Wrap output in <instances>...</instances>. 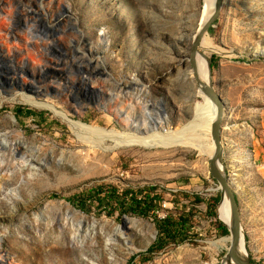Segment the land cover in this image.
Masks as SVG:
<instances>
[{
    "label": "rangeland",
    "instance_id": "374dc122",
    "mask_svg": "<svg viewBox=\"0 0 264 264\" xmlns=\"http://www.w3.org/2000/svg\"><path fill=\"white\" fill-rule=\"evenodd\" d=\"M13 1L18 5L12 6L13 30L24 31L28 24L24 36L39 35L43 39L36 44L44 43L47 50L17 57L13 52L20 46L12 43L0 53V79L12 80L19 74L27 85L32 83L23 74L31 72V66L23 67L27 60V64L39 66L34 75L41 87L51 80L54 84H47L54 90L51 95L67 97L66 107L58 102L53 105L73 115V100H90L72 119L118 132L124 128L101 104H109L116 96L123 108L133 109L134 118L138 117L129 93L110 85L115 80L122 88L136 79L147 87V99L158 103L160 112L166 111L167 126L189 121L188 108L199 101L192 97L195 84L178 80L190 65L188 38L201 0ZM0 10L5 11L3 1ZM67 12L77 20L73 25L88 42L75 33ZM209 30L213 47L224 53L208 55L212 86L226 107L223 166L238 200L248 256L253 264H264V57H252L253 50L264 48V0H223L219 17ZM99 59L102 75L95 63ZM100 80L107 83L103 89ZM2 88L0 96L9 101L0 107V138L6 141L0 145L2 264H220L226 251L213 253L208 246L226 235L215 222L221 199L218 184L208 173L207 157L172 148L90 149L51 113L12 101L16 95L34 96L15 89L4 94ZM54 97L43 95L37 100L50 103V99L56 101ZM19 107L26 115L34 112L35 117H18L15 110ZM18 141L32 151L33 161L29 153L21 158L23 152L13 151ZM95 187L105 190L92 198L85 212L70 205V198ZM110 187L118 195L155 188L161 208L154 214L158 219L168 214L186 218L189 241L168 244L148 255L146 251L157 237L150 216L122 214L114 202L117 197L111 198L110 207H96ZM142 196L137 193L138 198ZM195 196L202 202L196 203ZM217 196L211 219L207 210ZM122 198L119 203L123 206L130 201ZM124 220L139 222L126 232L129 244L113 237ZM79 221L84 226L75 234L72 224ZM111 238L113 242L108 241Z\"/></svg>",
    "mask_w": 264,
    "mask_h": 264
},
{
    "label": "bare ground",
    "instance_id": "6f19581e",
    "mask_svg": "<svg viewBox=\"0 0 264 264\" xmlns=\"http://www.w3.org/2000/svg\"><path fill=\"white\" fill-rule=\"evenodd\" d=\"M3 1L5 11L0 10V53H5L6 50L10 48L12 43L20 46V50L17 52H13L17 57H21L22 55H28L30 52L36 53L38 49H46L47 46L43 44H36V42H42V37L39 35L31 36L28 39L24 36L28 35V29H30L28 24L24 25V31L21 29L17 30V27L13 30L12 26L13 21L11 18L12 6L18 7L17 3L13 0H0ZM215 0H201L200 11L198 13L197 18L194 20L192 25L193 30L191 35L188 38V42L192 45L195 42L196 37L198 36L203 24L206 20L211 16L214 8ZM41 5V4H40ZM40 7V6H39ZM67 21L72 24L73 30L75 33L79 35L80 39L84 38L86 42L88 40L84 37L77 27L73 24L77 22L76 19H72L71 14H67ZM11 22V24L9 23ZM58 27V25H57ZM60 28V27H58ZM25 33V34H24ZM60 32L57 31L55 36L57 37ZM45 38V37H44ZM35 41V42H34ZM47 41H45L46 43ZM14 44V45H15ZM13 50V48L11 49ZM77 51V50H76ZM209 53H217L219 55H223L224 53L219 49L213 47L211 39L207 34H205L199 42V50L195 56V64L193 65V69L189 66L186 67L185 71L181 78L178 80L179 83L185 82L186 84L192 85L195 84V79L205 81L207 79V58ZM261 54L264 57V48H258L253 50L252 55ZM190 57V55H189ZM188 57V62H189ZM37 64L38 62L35 61ZM96 65L99 66L101 75L102 72L104 74V68L102 69V60H96ZM20 64L22 62L20 61ZM23 67L27 65L31 68V72H23L24 76H27L32 83L26 84L24 80H22L21 75L16 74L17 77L12 79L10 77L6 79H0V88L3 89V93L7 94L8 92H13L15 89L19 93L27 94L26 91L29 90L34 92L31 94L34 96L32 99L29 96L24 95H16L12 101L21 103L23 105L29 106L34 109L44 110L51 113L55 118L60 119L67 127H69L73 133L76 135L79 143L89 145L90 149H97L103 151H110L123 148H141V149H181L186 153L197 152L201 156L209 158L212 156L214 148L210 141L211 135V125L216 119L217 109L216 106L201 92L200 89L196 88L192 94V97L198 99L199 101H195L191 106H189V121L175 126H167L169 123V117L165 110L159 111L161 106L158 103H152L147 99L148 90L147 87L142 85L139 80L132 79L127 83V86L122 84V88L120 85L113 80L112 86H117L121 92L126 91L129 93V97L134 100L136 103V107H138L140 115L136 118L133 116L134 110L131 108H123L122 104L118 102V98L116 96L113 97L114 101H111L109 104H101V107L112 115L113 119L124 128L123 132H118L113 129L102 128L98 126H91L80 121H76L72 119L74 115H80L81 110L85 108L90 102L89 101H80L73 100L76 107L73 112V115L68 114L56 107L54 102H58L60 106L66 107L68 104L67 97L60 94L51 95L54 90L51 86L47 84L53 85L54 83L51 80L45 82V88L40 86V83L35 79L34 71L35 68L39 66H32L27 64V60H24ZM97 66L95 69H97ZM40 72V71H39ZM195 75V76H194ZM84 81V79H82ZM107 86L105 80H100L99 87L103 89ZM89 89V87H87ZM7 90V91H5ZM48 94V95H47ZM50 94V95H49ZM30 95V94H27ZM56 96V101L50 99V103L46 101L37 100L40 96ZM102 101V100H101ZM4 103H9L7 99H3L0 96V107ZM152 105L155 107L152 108ZM227 119V116H226ZM229 129V128H227ZM2 141H5V138L1 140L0 145H2ZM6 142V141H5ZM106 142H110V145L106 146ZM11 145L9 144V148ZM13 151H16L20 154L23 152L21 158L24 154H30L31 161H33V157L31 155L32 151L28 149L25 143L18 141L14 144ZM36 159V158H35ZM230 207L227 201V198H224L223 201L218 205L216 214L217 220L221 224H224L226 229L230 227ZM138 221H129L124 220L122 227H116L113 233V237L115 239H119L124 241L123 243L129 244L126 240V236L128 235L126 232L132 231L133 227L137 225ZM221 224V225H222ZM134 225V226H133ZM81 221L72 224L74 228V233L78 234L81 227H83ZM89 227L86 228V231ZM228 231V230H227ZM108 241L113 242V238ZM1 243V241H0ZM230 244L229 235L225 237H221L214 241H210L208 243L209 249L213 253H218L219 250L228 251ZM243 252V251H242ZM1 254V253H0ZM0 264H2L4 257L1 256ZM222 264V263H221ZM231 264V263H226Z\"/></svg>",
    "mask_w": 264,
    "mask_h": 264
},
{
    "label": "water",
    "instance_id": "95a60500",
    "mask_svg": "<svg viewBox=\"0 0 264 264\" xmlns=\"http://www.w3.org/2000/svg\"><path fill=\"white\" fill-rule=\"evenodd\" d=\"M222 6H223V0H215V4L211 16L203 24L198 36L195 39V42L191 45L189 63L192 69H193V65L195 64V56L199 50V42L202 39V37L205 34H207L209 28L212 27L214 22L218 19ZM67 14L69 13L67 12ZM40 34H42L45 37L42 31L40 32ZM259 56H263V55L258 54V55H253L252 57L254 59H257ZM4 64H7V62H4ZM207 64H208L207 79L205 81L195 79V86L196 88L201 90V92L216 106L217 109L216 119L211 125V130H210L211 142L214 151L212 156L208 160V173L210 177L214 179L218 184V191L220 192V199H221L220 203L223 201L224 198H227L230 207V211H229L230 227L229 229H227L229 233L230 244H229V249L227 252H225V255L222 258L220 264L221 263L226 264L227 262L231 264H253L252 260L248 256L245 247V238L241 226L239 206H238V200L236 198V193L234 192V190L232 189L229 183V178L227 173L225 172V167L223 166V161H222L223 158L222 124L224 122V119H226L225 116L226 107L224 101L220 98V96L217 94V92L214 90L212 86L211 70H210L211 62L209 60V57L207 58ZM26 93L34 94V92H31L29 90H27ZM216 210H215V215L217 218ZM222 226H224V224H222Z\"/></svg>",
    "mask_w": 264,
    "mask_h": 264
},
{
    "label": "trees",
    "instance_id": "16d2710c",
    "mask_svg": "<svg viewBox=\"0 0 264 264\" xmlns=\"http://www.w3.org/2000/svg\"><path fill=\"white\" fill-rule=\"evenodd\" d=\"M15 114L18 117L20 115L35 117L34 112L28 113V115H26L23 112V110H21L20 107L16 108ZM214 182L216 181L214 180ZM103 190L105 189L101 187H95L88 191H84L81 194L75 195L73 198L69 199V202L71 203L70 205L73 206L75 209L85 212L87 204L90 201H92V198L96 197L97 195H100V193H102ZM155 190H156L155 188H147L138 191L127 190L124 192V194L118 195L117 191L113 187H110V190L107 192L106 196H104L103 198H98V205H96V207L98 206L102 207L105 204H108L110 207V205L113 204L112 199L117 197L118 200L114 202L117 204V208H120L122 214L131 213L142 217L150 216V218H152L155 224V228L157 229V237L154 243L146 251L148 255L162 250L168 244L178 245L189 241V238L187 237V228H186L188 221L186 218H184L182 215L173 216L171 214H168L165 216V218L158 219L157 216L154 214L155 210L161 208L160 202H158L160 196L157 193H155ZM137 193H143V196L141 198H138ZM55 196L57 195H54V197ZM120 197H123L122 201H126L127 198H129L130 201L124 204L123 206V204L119 203ZM218 201H219V196L215 198L210 210H207L208 211L207 214L211 219H214L213 210L215 205H217ZM195 202L201 203L202 199L199 198L198 196H195ZM156 206L158 207L154 209ZM151 212L153 213L151 214ZM215 222L218 224L217 220H215ZM218 228L221 234L226 236L229 235L227 229L221 224H218ZM134 260L135 259L133 258V261ZM140 260L142 262L143 261L147 262V259L144 256H142Z\"/></svg>",
    "mask_w": 264,
    "mask_h": 264
}]
</instances>
